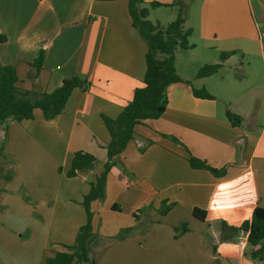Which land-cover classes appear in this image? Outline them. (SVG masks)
<instances>
[{
    "label": "crops",
    "instance_id": "0c3cea01",
    "mask_svg": "<svg viewBox=\"0 0 264 264\" xmlns=\"http://www.w3.org/2000/svg\"><path fill=\"white\" fill-rule=\"evenodd\" d=\"M151 2L165 5L150 10L152 23L166 26L176 20L179 8L169 6L175 0H145L144 6L149 8ZM182 2L184 28L193 30L189 42L195 47L176 51L177 74L216 99L195 98L183 83L169 87L166 112L138 125L134 139L117 158L105 202L92 204L93 226L98 214L110 209L133 222L140 217L137 213L148 212L158 193L159 202L176 204L163 216L174 221L147 227L143 242L129 245L131 256L143 250L147 257L155 245L165 251L160 257L178 260L192 257L198 247L211 251L210 246L211 263L259 264L251 258L253 248L245 232L230 233L225 241L221 237L223 226L239 228L257 207L264 208V0H255L256 6L252 0ZM0 36L6 38L0 42V62L16 70L21 92L52 93L74 76L91 82L87 91H74L63 114L46 120L37 109L34 119L13 122L6 135L0 134L6 138L0 160V264H33L19 248L25 232L41 234L35 264H46L47 258L66 252L65 246L75 243L87 223L84 197L104 170L105 147L111 141L102 116L116 119L135 89L144 86L147 46L133 27L129 0H0ZM256 45L259 55L251 51ZM41 47L45 60L37 74L33 63ZM179 50L191 53V65L198 71L220 63L223 52L237 53L216 74L197 79V74H179ZM254 54L258 64H244V55ZM227 108L241 117L239 125L228 120ZM148 140L153 144L146 146ZM79 151L93 155L98 164L68 178ZM191 156L225 169V176L191 168ZM33 202L51 217L47 227L24 223L26 212H37ZM195 208L207 212L204 221L193 216ZM183 220L190 222L189 232L175 235L174 228ZM198 223L203 226L195 234Z\"/></svg>",
    "mask_w": 264,
    "mask_h": 264
},
{
    "label": "trees",
    "instance_id": "16d2710c",
    "mask_svg": "<svg viewBox=\"0 0 264 264\" xmlns=\"http://www.w3.org/2000/svg\"><path fill=\"white\" fill-rule=\"evenodd\" d=\"M145 0H129V12L132 18L133 27L137 30L140 38L147 46L146 64L147 70L144 76V86L136 88L131 102H129L116 119L102 116L104 124L111 136V141L105 149L107 150V162L104 170L91 184L90 192L84 197L83 206L87 214V223L79 229L75 243L65 246L66 252H58L52 258L46 259V264H92V246L94 240V226L92 204L103 202L107 193L108 176L117 162V158L127 149L129 143L134 139L135 129L138 125L144 124L147 120H158L166 112L168 106V89L171 85L183 83L191 88L195 98L202 100H215L205 88L196 89L192 81L183 80L176 71L175 57L178 49L188 50L195 46L189 42L193 30H185L186 22L184 16V4L182 0H175L172 5L178 6V16L176 20L166 26L159 22L152 23L148 20L151 9L163 7L159 2H151L149 8L145 7ZM6 38L0 36V42H5ZM236 51L223 52L220 56V63L204 65L196 75L197 79H203L216 74L223 63ZM45 60V50L41 47L38 57L33 66L37 69V74L41 71ZM17 72L13 67L3 66L0 62V134L6 135L9 126L13 122L32 120L35 110L40 109L46 120H52L65 112L67 104L76 89L87 91L91 82L83 80L78 76L67 79L52 93L31 94L21 92L17 88ZM228 120L233 126L239 125L241 117L233 114L229 110L226 112ZM170 137L174 142H178L175 137ZM6 138L0 136V160L4 158ZM148 140L146 146L152 145ZM145 148L141 149L144 151ZM189 165L193 169L210 171L216 177H223L225 169L218 170L205 161L195 157H189ZM98 164L97 159L85 152L74 153L71 169L67 173L68 178H76L79 173L94 170ZM62 173V168L59 169ZM0 171V181H1ZM2 190L0 188V195ZM163 213L167 215L176 204H168L163 201ZM1 208V207H0ZM115 209V206H113ZM193 216L204 221L207 212L199 208L193 210ZM184 234L189 232L187 224H183ZM178 227H176L177 230ZM243 231L247 234V242L253 248L251 258L253 261L264 264V208L257 207L252 216L245 220L239 228H227L223 226V241L227 240L230 233Z\"/></svg>",
    "mask_w": 264,
    "mask_h": 264
},
{
    "label": "rangeland",
    "instance_id": "374dc122",
    "mask_svg": "<svg viewBox=\"0 0 264 264\" xmlns=\"http://www.w3.org/2000/svg\"><path fill=\"white\" fill-rule=\"evenodd\" d=\"M183 1H189V0H183ZM252 3L254 6H256L255 0H252ZM256 9V8H255ZM186 11V9H184ZM264 38V37H263ZM258 45L254 46V48L251 50L253 53H258ZM178 72L180 75L184 77H190L194 78L195 75L198 73L197 69L192 67L191 53L179 50L178 53ZM245 59L243 60L244 64H246L248 61L252 64H258L255 61V54L250 57L248 55H244ZM239 58H242V55L239 56ZM257 59V58H256ZM191 60V61H190ZM205 61L201 59V62ZM258 61H261V57L258 56ZM198 65V64H196ZM243 72L240 71H233V74H237L238 76H241ZM197 89V88H196ZM201 89V88H200ZM219 102V101H218ZM221 105L222 103H218ZM223 107V104H222ZM229 110L228 108L226 109ZM230 111V110H229ZM1 171V170H0ZM2 175V174H1ZM55 188L58 187V184H54ZM51 187V186H50ZM1 188V184H0ZM2 193L4 192L1 188ZM1 193V194H2ZM158 193H156V197L152 200V203L150 204V209L148 212L141 211L140 214L137 213L140 217H136L135 220L132 222L130 218H127L125 215H122L118 211H107V212H101L98 214V218L94 222V240H93V246L91 249L92 252V264H216L211 263L209 261V254L211 253L212 249L209 246V249L211 251H207L203 249L202 247H198V251L194 253L192 257L184 256L183 258H179L178 260H172L167 258L160 257L161 253H165L163 251V248H160V246L152 245L148 251V256L146 257L144 255L143 250L142 255H138L136 257L131 256L129 252V245L138 242H143V231L147 227H155L157 225H172V219L166 220L163 215V205L161 201L159 202L157 199H159ZM105 202H101L102 204ZM34 204L33 209H35L37 212H35L34 216L29 215L27 212L25 213L24 223H29L30 226H37L40 228H43L44 226H48V222L51 219L50 216H47L44 212V209H42L41 205L38 203H31ZM39 205V206H37ZM0 211L3 209L0 204ZM31 212V211H29ZM56 220H59V217L56 218ZM184 222L177 224V230L174 228V234L175 235H181L183 231V224H187L189 226L190 222L187 220H183ZM198 227L194 225V231L195 234H197L198 231L201 230L203 224L198 223ZM120 226V228H119ZM20 236V235H18ZM41 234L39 233V237H37L35 234H31L28 232H25L23 236L21 235L19 238H21L22 243L20 245V249L24 250V253L28 254L29 256H25V260H29L33 264H35V257L38 255L39 252V243L41 242ZM33 238V242L30 241ZM37 240V243H36ZM126 243H123L125 242ZM207 241H211L210 237H207ZM205 246V245H204ZM134 247V246H133ZM132 247V248H133ZM139 248V247H138ZM205 248L207 249L208 246ZM198 252V253H197ZM197 253V255H196ZM225 264V263H224Z\"/></svg>",
    "mask_w": 264,
    "mask_h": 264
},
{
    "label": "built area",
    "instance_id": "2783aa9c",
    "mask_svg": "<svg viewBox=\"0 0 264 264\" xmlns=\"http://www.w3.org/2000/svg\"><path fill=\"white\" fill-rule=\"evenodd\" d=\"M260 37H264V31H260Z\"/></svg>",
    "mask_w": 264,
    "mask_h": 264
}]
</instances>
